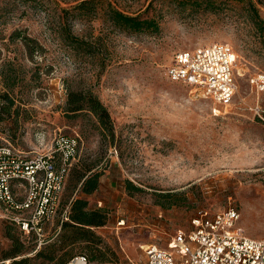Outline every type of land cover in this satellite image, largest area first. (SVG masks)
Wrapping results in <instances>:
<instances>
[{"label":"rangeland","instance_id":"1","mask_svg":"<svg viewBox=\"0 0 264 264\" xmlns=\"http://www.w3.org/2000/svg\"><path fill=\"white\" fill-rule=\"evenodd\" d=\"M82 1L0 0V92L10 90L13 111L21 108L17 126L15 113L4 115L0 137L43 151L61 133L77 138L78 160H99L104 174L87 199L108 214L107 223L93 229L109 261L96 263L146 264L147 244L168 247L201 210L234 207L243 234L264 238V121L254 111L264 99L250 83L264 73V0L199 9L176 0H94L92 9L77 7ZM111 7L155 17L159 29L120 28ZM67 29L84 43L72 45ZM214 42L236 53L238 91L227 107L167 74L177 52ZM70 89H91L101 98L114 122L113 140L94 127L92 115L66 117ZM126 179L143 191L129 195ZM169 192L182 194L180 202L157 204L167 203L160 195ZM9 232L25 248L5 259L15 244ZM60 232L25 234L0 220V264L23 257L42 264L37 250ZM74 252L87 251L76 246Z\"/></svg>","mask_w":264,"mask_h":264},{"label":"built area","instance_id":"2","mask_svg":"<svg viewBox=\"0 0 264 264\" xmlns=\"http://www.w3.org/2000/svg\"><path fill=\"white\" fill-rule=\"evenodd\" d=\"M235 63L233 47L214 42L177 52L167 74L227 107L238 91ZM250 83L264 99V73L253 75ZM254 111L264 121V102H258ZM78 155L77 138L61 133L43 151L24 150L0 137V220L25 234L40 236L45 229H61L69 211L62 198ZM239 219L234 207L215 213L201 210L189 229L174 233L168 247L147 244L146 264H264V238L244 235ZM65 264L97 263L79 255Z\"/></svg>","mask_w":264,"mask_h":264},{"label":"trees","instance_id":"3","mask_svg":"<svg viewBox=\"0 0 264 264\" xmlns=\"http://www.w3.org/2000/svg\"><path fill=\"white\" fill-rule=\"evenodd\" d=\"M179 5H190L194 8L203 6L212 7L226 2H239L241 0H176ZM94 0H83L77 7L79 8H94ZM110 17L114 24L125 30L133 32L142 31H157L159 29V21L155 17L143 18L140 15H131L117 8L111 7ZM264 23V21L262 22ZM264 27V24L262 25ZM67 40L72 45L80 46L84 43L83 40L73 35L67 29ZM20 37V33L16 34V38ZM22 40L29 44L31 41L28 36H23ZM32 55V54H31ZM16 99L10 93V90L0 92V121L5 120L4 115H12L15 113V125L18 124L21 108L16 106ZM63 112L68 118H76L80 115L89 114L95 118L94 127L104 136H110L114 139L115 130L114 122L108 107L103 103L101 98L91 89H70L67 93V98L63 106ZM104 174V169L101 170L99 160L92 162L82 160L81 158L72 166L66 183V188L62 198V206L69 205L68 219L61 226V232L58 239L37 250L35 259H42V264L46 262L51 264H65L79 255L87 256L91 261L105 262L109 261L106 257V252L102 250L101 238L93 228L104 226L108 220V214L104 209H93L89 206L87 196L95 193L100 187V179ZM126 190L129 195L135 192H142L143 189L133 184L129 179L125 180ZM167 203L157 201L161 206H172L180 202L176 197H182L180 193H165L161 194ZM11 224L9 222L3 221ZM13 225V224H11ZM8 237L14 241L12 249L5 254V259L15 258L23 253L25 246L20 242L19 237L15 234L8 233ZM76 246H79L82 251L87 252L75 253ZM90 254V255H89ZM30 258L23 257L13 259L9 264H28Z\"/></svg>","mask_w":264,"mask_h":264}]
</instances>
